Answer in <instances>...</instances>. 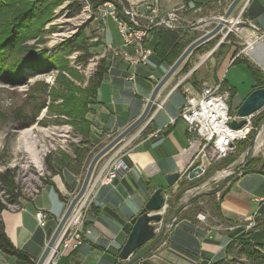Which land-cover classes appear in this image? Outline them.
<instances>
[{
  "label": "crops",
  "instance_id": "1",
  "mask_svg": "<svg viewBox=\"0 0 264 264\" xmlns=\"http://www.w3.org/2000/svg\"><path fill=\"white\" fill-rule=\"evenodd\" d=\"M231 1L221 0L220 6L218 0H159V7L166 12L184 6V11L180 13L181 19L196 24L200 18L204 19L206 22L202 24V28L205 29L212 27L214 16L223 12L224 7H227ZM241 8H244L245 17L264 29V0H243L232 15L235 16ZM200 33H202L200 30H186L183 33L184 40L189 39L187 42L189 44ZM223 34V32L219 33L201 44L208 46L206 43L219 38L218 45L197 56L198 82L194 88L199 89L202 81L212 84L220 79L225 80L221 73L222 68L234 63V60L246 63L251 73L255 70L264 78V41L255 43L237 56L241 46L236 38L230 34L221 41ZM204 63L205 67H202ZM167 69L162 64L157 65L153 56L149 58L147 66H134L112 55L108 72L97 90V101L92 107L93 112L87 115L91 123V134L98 138L101 134L115 135L132 122L141 113L156 81ZM132 74H134L133 81L128 80L127 77ZM150 75H153V78H150ZM182 75L184 74H180L176 79H170L162 86L156 98L157 101L162 102V108H154L149 118L136 131L135 135L139 136V139L133 143L124 157L130 166L126 176L117 178L112 184L103 185L99 189L87 216L90 233L86 235L84 243L76 250H67L57 264H116L120 260L119 251L132 227L131 218L140 212L154 190L164 189L167 198L173 200L180 187L193 186V181L186 183L184 178L179 179L172 186L165 180L166 174L182 173L191 163L199 147L198 141L188 143L186 125L178 118L184 102V93L181 89H173V86ZM252 77L255 79L253 74ZM104 84L108 85L107 94L104 91ZM263 86L255 80L249 92ZM248 93L243 96L241 102ZM64 168L61 176L57 174L58 178L44 184L34 198L24 201L21 211L4 209L0 214L10 241L17 248L29 253L34 261L47 245L68 206L67 198L76 189L82 175V168L78 172ZM68 185L72 189H69ZM227 189L215 206V216L221 220L218 227H223L226 232L212 234L210 230L203 231L192 217L193 212L185 215L181 213L180 222L174 229L167 228L172 235L169 240L170 246L162 247L157 255L142 256L140 264H203L204 262L208 264L212 259L225 257L227 243L232 240L230 236L249 232L246 222L249 219L254 222L258 216L264 215V172L243 174L231 182ZM47 196L52 204L47 203ZM214 196L215 193H206V198L210 200ZM182 198H187L189 201L190 197L184 193ZM256 198L260 200L257 201ZM189 208L184 212L190 211ZM36 209H43L48 214L44 226L39 225L34 216ZM176 209L177 205L173 203L165 216L173 214ZM167 221L169 222L170 218ZM256 226V229L250 231L263 228ZM0 264H16V260L0 251Z\"/></svg>",
  "mask_w": 264,
  "mask_h": 264
},
{
  "label": "rangeland",
  "instance_id": "2",
  "mask_svg": "<svg viewBox=\"0 0 264 264\" xmlns=\"http://www.w3.org/2000/svg\"><path fill=\"white\" fill-rule=\"evenodd\" d=\"M73 1L79 3L81 6L80 12L74 15L70 14L71 9H68L67 6L69 2ZM121 1L128 9H136L137 7L140 12L142 10V4H144V0ZM27 3L30 4L27 5ZM31 3H33V0H28L26 3H20L17 7V11L27 8ZM3 5H5V2ZM221 5L222 3L220 6ZM0 11H3L5 15L9 17L12 14L10 10H6L5 8H2ZM109 11L110 8L107 6L103 4L94 6L90 0H66L59 4L48 5L45 9L42 7L41 12H43V15L37 18L36 24L29 26L30 32L26 37L17 39V49L15 51L18 53L13 52L11 59L8 61L9 63L10 61L19 63L18 59H20L21 56L38 52L40 54L43 53L44 56H46L45 60H43V65H47V67L44 66L43 69L41 68L39 70H25V72L19 76L21 77L19 82H16L11 81L10 79H4V74L2 75V73H6V71H1V69H8L9 64L8 61L6 63L4 59H0V172L5 171L6 169L12 171L13 179L18 188L21 199H25L26 201L30 200L31 197L29 191L33 183L39 187L41 191L44 184H46V181L51 182L53 179L58 178L57 174H60L61 176L64 167L73 171L74 168L70 169L69 164H72L75 160V151H89L88 155L84 156L79 169L77 170L78 166L75 167V172H78L82 168L80 181L76 189L72 191L75 195L83 181L92 157L125 128L124 127L115 135L105 136L100 133V138H98L91 134V125L88 126V123L85 121V118L88 119V113L93 112L92 107L96 103V101H91L92 99H90L85 93L89 84L88 80L94 74L101 59H104L107 66L111 64V58L112 55H114L112 48H118L121 45V37L117 28V23L109 14ZM115 11L117 12V9H115ZM15 13L13 15H15ZM232 14L228 18L233 16ZM217 23L213 22L212 27H207V31L211 30ZM202 27L203 26H201L200 23L198 25L193 24L190 28H199L203 30L204 28ZM190 28L178 31L180 39H182V44H187L189 41V39L184 40L183 33L186 30H191ZM222 29L223 25L220 32L223 31ZM9 35L11 34L8 27L7 31L4 30L1 32L0 42L5 38H8ZM153 39L154 33H151L146 44L148 43L150 45ZM218 40L219 38H214L211 42L206 43L208 46L204 45L195 51L193 50L168 81L170 79H176L180 74H187L189 72L183 82L184 86L192 85L194 87V85H197V69L199 67V63H197L199 58L197 56L218 45ZM74 43L81 44L84 49L82 48V50L70 52L71 44ZM109 45H112V48L109 47ZM83 50L84 52L86 50L87 53L90 54V57H88L86 62L78 58ZM114 56H118L122 58L123 61L130 63L129 58L132 57L133 54L131 52L127 58L120 54ZM184 64H186L185 70L183 69ZM204 65L205 63L202 64V67H205ZM215 68L216 66L213 68L214 72L216 70ZM19 70L22 72L23 69ZM221 73L226 80L225 83L236 90V94L234 93L233 95L230 90L229 100V105L231 106L232 111L236 112L243 96L251 90L252 85L255 83V79H253L248 65L239 61L230 63L227 66L225 65L222 68ZM9 74L12 76L13 72H9ZM204 82L206 81H202L201 84ZM206 83L207 85L213 84ZM183 84L176 88L173 86V89H181ZM104 85V91L105 94H107L109 91L107 88L108 85ZM79 102H85L86 110L88 109L83 116H78V114H76L74 111L76 108H70L75 104L78 105ZM160 102L161 101L155 100L151 111H153L154 108L157 109V103ZM150 113L146 119L149 118ZM248 120L252 126L250 135L247 139L236 143L234 152L226 158L214 162L202 177L193 181V185L203 186L195 191V194L189 198V201H187V198L182 197H184L186 189H189L190 186L180 187V190L176 191L173 200L166 198L164 189L161 188L162 196L165 201L163 206L157 211L161 214L160 221L152 222L155 236L151 241L147 242L133 253L131 258H134L135 260L130 264H140L143 258L142 256L146 255L148 257L157 255L162 247L170 246L169 240L172 235H170V230L168 231L167 228L171 227L172 230L174 229L175 225L180 222L181 213L182 215H185V213L191 214L193 212L192 217L196 220L195 222L197 225L203 228V231L210 230L212 234L215 232L224 233L227 231L223 227H218L220 226L221 220L215 216L216 203L221 199L225 188L235 179L240 177L239 172H242L243 175L244 171L248 168H260L262 172H264V109L254 113L248 118ZM140 126L134 129L129 135L99 159L93 170V175L101 170L103 162L106 161L109 156L114 155V157H122V159L125 160L124 157L128 154L133 143H136L139 139V136L135 135V133ZM260 126L263 130V133L260 135L261 138L259 139V136L256 144H253L250 151H248L249 142ZM29 127H33V133L36 135L37 140L45 146L44 151H24V148H19V135L25 128ZM86 127H89L91 130L88 135L82 132ZM39 149L40 146L38 145L36 150ZM36 154H39V158L36 159L35 163L40 164V168H37L33 163H30L31 157L34 158L35 156L37 158ZM48 157H50V163L52 166H49L47 163ZM127 166V171H129L130 166L128 164ZM227 171H230L229 175L221 176L220 172ZM217 175L219 177L215 179ZM119 176L121 177L117 178L125 177L122 173H120ZM91 178L92 177H90V180ZM184 182L189 183V181L186 180ZM112 183H108L107 185ZM207 192L215 193V196L210 200L206 198ZM0 198L9 210H13L14 206L20 205V197L17 202L7 201L3 195V189L1 187ZM47 200V203L52 204L48 196ZM94 200L92 201L90 208H92ZM173 203H176L177 209L173 214H168L166 217L165 214L168 208L173 206ZM187 208L191 210L184 212ZM199 212H204V219L200 220L198 218ZM169 218L170 221L168 222L167 219ZM251 221L252 219H249L246 224ZM255 221L256 224L249 226V231L256 229V225L264 227V215L258 216ZM170 224L172 225L169 226ZM241 235L243 236L241 233L230 237L231 239H235ZM152 241H156L155 243L157 246L155 247V244L149 249L152 245L151 243H153ZM147 245L149 246L147 247ZM117 263L125 264L126 260L120 259ZM223 264L249 263L246 258L237 255L236 246H232L224 259Z\"/></svg>",
  "mask_w": 264,
  "mask_h": 264
},
{
  "label": "built area",
  "instance_id": "3",
  "mask_svg": "<svg viewBox=\"0 0 264 264\" xmlns=\"http://www.w3.org/2000/svg\"><path fill=\"white\" fill-rule=\"evenodd\" d=\"M115 2L120 6L124 17H120L115 11L116 4H114V2L108 1L103 3V5L110 8L109 14L117 23V28L121 37L120 47L112 48L111 45H109V47L113 49L114 55L120 54L125 58L132 52V57H135L134 66L148 65L149 58L152 55V49L146 44V41L154 29L161 28L178 32L196 24L190 21L185 22L181 19L180 13L184 10V6H178L164 12L161 8L152 7L150 3H144L142 4V10L140 12L137 7L136 9H128L122 4L121 0H115ZM218 2L221 3V0H218ZM226 8L227 7H224L223 12L214 16V23L222 20L224 21L223 31L220 32L224 33L220 39L221 41H223L227 35H234L236 41L241 46V50L237 53V56L251 48L255 43L264 41V29H261L253 20L244 16V8H241L235 16L225 18L223 14ZM196 22L198 24L201 23L202 26L206 21L200 18ZM193 29L200 30L202 32L200 35L208 30L199 28ZM188 73L179 78L174 88L180 87V85L183 84ZM150 78H153V75H150ZM127 79L133 81L134 74L127 77ZM181 89L185 96L184 102L178 113V118L183 120L186 125L188 143L191 144L194 141H198L199 147L188 167L182 173H179L180 176L178 180L184 178L183 180L186 181H194L202 177L214 162L220 161L234 152L236 143L247 139L252 130V126L248 120L250 116L245 118L246 122L240 128L234 129L230 126L229 123L231 121L239 120L240 118L237 117L236 112L232 111L229 105L230 87L224 85L223 80L220 79L212 85H207V83L204 82L200 89H196L192 85L184 86L183 84ZM160 108H162V102L157 103V109ZM262 109H264V107ZM171 121L173 122L174 119ZM261 128L260 126L256 131L254 144H256L258 137L263 133ZM260 138L261 136L259 139ZM191 166H193L192 169L190 168ZM196 168L199 170H196ZM127 170L128 166L126 161L123 160L122 157H114V155H112L103 162V166L99 172H96L94 175L92 174V178L84 194L73 207L57 240L51 247L44 264H57L67 250L77 249L83 244L86 235L90 233L89 227H84V221L88 216L91 203L98 194L99 189L103 185L112 183L117 177H121L119 176L120 173L126 176ZM220 173L221 176H224L227 174L229 175L230 171ZM239 175L241 176L242 172H239ZM218 177L217 175L215 179ZM31 186L29 191L30 199L34 198L40 191L39 187L34 185V183ZM202 186L203 185H193L189 189H186L185 194L191 197L195 194V191ZM73 196L74 193L68 196L67 204H69ZM255 200L258 201L260 199ZM24 201L26 200L21 199L20 196V206H14V209L10 211H21L24 207ZM34 216L39 225L44 226L46 224L48 214L45 210L36 209ZM198 218L200 220L204 219V212H199ZM253 223V221L249 222L247 227L249 228Z\"/></svg>",
  "mask_w": 264,
  "mask_h": 264
},
{
  "label": "trees",
  "instance_id": "4",
  "mask_svg": "<svg viewBox=\"0 0 264 264\" xmlns=\"http://www.w3.org/2000/svg\"><path fill=\"white\" fill-rule=\"evenodd\" d=\"M66 0H33V3H31L30 6L27 8L20 9V11H17V7L20 5V3H26L28 0H0V8H5L6 10L11 11V16L5 15L3 11H0V34L4 30L7 31L9 27V32L11 35L8 36V38H5L3 41L0 42V59H4V61H7L11 59V56L13 52H16L17 49V39H22L23 37H26L27 34L30 32V25L37 23V18L43 15V12H41L42 7L47 8L48 5H55L59 4L60 2H63ZM91 3H93L94 6L102 5L105 2H114L116 4L115 0H90ZM5 2V5H3ZM32 2V1H31ZM30 4V3H29ZM27 3V5H29ZM68 9H71L70 14L74 15L80 12L81 6L79 3L69 2L68 3ZM0 9V10H1ZM117 13L120 17H124L121 8L118 4H116ZM16 12V13H15ZM15 13V15H13ZM13 15V16H12ZM3 20H2V19ZM151 33H154V39L150 46L152 47V55L153 59L155 60V63L157 65L162 64L166 68H168L174 60L181 54L183 49L188 45L182 44L179 36V33L177 31L168 30V29H154ZM149 45V44H148ZM202 45L196 47L194 49L197 50L201 48ZM84 49V47L81 44L74 43L71 44L70 52L72 51H79ZM90 57V54L87 53V51L83 50L82 54L78 56L80 60H86ZM46 56H44L43 53H30L28 55L21 56L20 59H18L19 63L8 61L9 68L8 69H1V71H6V73H2L4 79H10L11 81L19 82L21 76L25 70H39L43 69L44 66L47 67V65H43V60H45ZM53 58V57H52ZM236 60H234L235 62ZM186 64H184L183 69L185 70ZM19 69H23L22 72ZM18 70V71H16ZM9 72H13V75L10 76ZM108 72V66L105 63L104 59H101L98 63V66L96 67V70L94 74L89 78L88 86L85 90L86 95L91 101H97L96 95L97 90L100 87L104 76ZM252 74L256 80V82L260 85H264V78L260 76V74L252 70ZM225 82V80H223ZM231 94L233 95L235 93V90L233 88L230 89ZM78 114V116H83V114L88 111L86 110V104L85 102H79V104H75L73 107H70ZM85 121L88 123V126L91 125L90 121L85 118ZM86 135H88L91 130L89 127H86L84 131ZM89 151H75V160L72 162V164H69L70 169L74 168L73 171L75 172V167L78 166L77 170L79 169V166L82 164V160L84 159V156L88 155ZM91 155V154H90ZM47 163L49 166H52L50 163V157L47 159ZM249 172H262L260 168H248L244 171V174ZM48 181H46L47 183ZM49 183V182H48ZM0 187L3 189V195L5 196V199L10 202H17L19 201L20 193L18 191V188L16 187L15 181L13 179L12 171L10 169H6L3 172H0ZM69 189H72L71 186L68 185ZM227 187L224 190V193L227 191ZM59 193V192H58ZM223 193V194H224ZM222 194V195H223ZM59 196L61 197V194L59 193ZM7 197V198H6ZM7 209L5 207V204L2 202V199L0 198V214L1 212ZM89 224V218L86 217L84 221V227H87ZM246 234V235H245ZM84 243V242H83ZM232 246H236L237 249V255H240L241 257H244L247 259V262L249 264H264V227L249 231L247 233H244L243 236L233 238L229 243H227L226 246V254L229 252V249ZM79 248V247H78ZM76 250V249H74ZM0 251L10 255L15 258L16 264H34L35 261L32 258V256L27 253L26 251L17 248L14 246V244L10 241L8 236L6 235V232L4 230L3 222L0 218ZM225 257L212 259L208 264H223ZM118 264V263H116ZM124 264V263H123ZM203 264H206L204 262Z\"/></svg>",
  "mask_w": 264,
  "mask_h": 264
},
{
  "label": "water",
  "instance_id": "5",
  "mask_svg": "<svg viewBox=\"0 0 264 264\" xmlns=\"http://www.w3.org/2000/svg\"><path fill=\"white\" fill-rule=\"evenodd\" d=\"M243 0H232L226 10L224 11V17L228 18L235 8L241 3ZM223 20L219 21L211 30L203 33L194 39L191 43H189L181 52V54L174 60V62L168 67V69L164 72V74L159 78V80L155 83L149 97L146 100V103L141 111V113L129 124L125 127L118 135H116L109 143L103 146L99 151L95 153V155L90 160V163L87 167L86 173L84 175L83 181L75 193V195L70 200L64 214L60 218L55 230L53 231L47 245L45 246L41 255L36 259L34 264H44L51 247L54 245L57 240L60 231L66 222L68 216L70 215L73 207L76 202L83 195L87 184L90 180V177L93 173V170L99 161L109 150H111L117 143H119L122 139H124L127 135H129L134 129L140 126L147 118L150 113L152 106L156 100V96L162 86L168 81V79L176 72V70L180 67V65L185 61V59L193 52V50L208 41L210 38L216 36L223 25ZM264 107V86L253 89L248 95L244 98V100L240 103V105L236 109V115L239 117V120H233L229 124L232 128L238 129L243 126L246 122L245 118L253 115L256 112H259ZM256 133L252 136L249 142V150L253 146L255 141ZM191 169L193 166L190 167ZM196 170H199L196 168ZM180 174L178 172L169 173L165 175V180L168 185L172 186L179 178ZM162 189L157 188L145 202L144 206L140 210V212L131 218L130 222L132 224L131 230L126 238L125 243L121 247L119 251V258L121 260H126L125 264L132 263L135 259L131 258L133 253L142 247L147 242L151 241L154 238V226L152 222L160 221L161 214L157 211L163 206L164 198L162 196ZM156 241L149 247L155 244Z\"/></svg>",
  "mask_w": 264,
  "mask_h": 264
},
{
  "label": "bare ground",
  "instance_id": "6",
  "mask_svg": "<svg viewBox=\"0 0 264 264\" xmlns=\"http://www.w3.org/2000/svg\"><path fill=\"white\" fill-rule=\"evenodd\" d=\"M143 3H150L152 5V7L154 8H160L159 7V0H147ZM75 22V21H74ZM69 31V30H68ZM71 33V32H70ZM132 58V59H130ZM129 61H130V65H135V57H130ZM54 133V132H53ZM49 135V134H47ZM18 143H19V148H24V151H44L45 150V146L41 143H39V141L36 138V135L33 133V127H29V128H25L19 135V139H18ZM40 146L39 150H36L37 146ZM40 154V153H39ZM39 154H36L37 158L34 156V158H30V163H33L35 167L40 168V164L35 163L36 159L39 158ZM40 161V160H39ZM20 206V205H18Z\"/></svg>",
  "mask_w": 264,
  "mask_h": 264
}]
</instances>
